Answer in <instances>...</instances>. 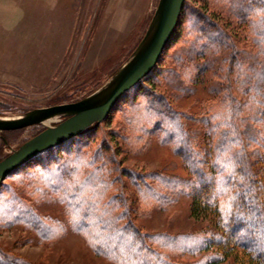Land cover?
I'll list each match as a JSON object with an SVG mask.
<instances>
[{
  "label": "trees",
  "instance_id": "16d2710c",
  "mask_svg": "<svg viewBox=\"0 0 264 264\" xmlns=\"http://www.w3.org/2000/svg\"><path fill=\"white\" fill-rule=\"evenodd\" d=\"M197 1L199 7L184 3L182 32L175 31L166 46L169 50L179 45L168 55L169 65H156L113 109L122 117L117 130L121 142L140 148L155 137L171 146L189 177L131 170L124 174L112 138L103 134L96 144L99 126L109 116L12 173L32 169V179L26 181L30 193L59 196L63 220L24 206L16 193L0 194L1 226L23 225L42 242L70 229L112 264L197 262H177L171 253L199 258V264H264V0ZM167 72L192 81L193 89L205 86L209 96L201 99L199 112L179 111L166 92L157 91ZM203 76L209 77L208 85ZM192 122L200 131L191 128ZM21 130L0 133L3 145L9 146L8 135ZM122 175L129 183L121 181ZM127 187L137 201L160 207L173 190H185L193 197L191 215L207 218L211 227L184 235L146 233L133 221ZM0 264L31 263L0 247Z\"/></svg>",
  "mask_w": 264,
  "mask_h": 264
},
{
  "label": "rangeland",
  "instance_id": "374dc122",
  "mask_svg": "<svg viewBox=\"0 0 264 264\" xmlns=\"http://www.w3.org/2000/svg\"><path fill=\"white\" fill-rule=\"evenodd\" d=\"M158 1L0 0V116L17 117L33 109L76 102L96 91L133 52ZM186 1L199 7L197 0ZM183 20L184 16L181 22L178 21L176 32H182ZM178 46L169 50L165 48L157 63L158 68L169 65L168 55ZM206 76L203 80L208 85L209 77ZM164 81L157 91L166 92L175 109L188 114L200 111V101L208 95L203 84L193 89L192 81L186 78L177 80L168 72ZM177 81L186 87L184 91L179 89ZM188 89L193 91L186 92ZM108 117L99 126L96 138L104 134L108 140L112 138L113 145L117 144L119 168L124 174L131 170L134 173L159 172L181 180L189 177L186 164L170 145L150 137L142 147L131 148L121 142L117 134L123 126L121 114L112 110ZM61 120L58 118L56 122ZM55 123L48 124L53 126ZM190 126L200 131L198 124L192 122ZM42 129H45L43 125L40 128L30 126L8 135L9 146H4L0 139V159ZM99 143L100 139L96 144ZM33 173L32 169H24L9 174L1 183L0 194L11 197L16 193L24 206L32 205L42 215L63 220L59 196L38 198L30 193L27 184L32 178L28 177ZM121 181L129 183L124 175ZM164 187H159L160 191H169ZM126 192L131 201L133 221L146 233L184 235L211 227L207 218L191 215L193 197L185 190H173L168 202L161 207L152 201L148 204L137 201L130 187ZM0 247L31 264H112L96 255L85 240L70 229L62 237L42 242L23 225L3 227L0 224ZM171 256L181 263H201L199 258L196 260L178 253H171ZM128 262L131 264L132 260Z\"/></svg>",
  "mask_w": 264,
  "mask_h": 264
},
{
  "label": "water",
  "instance_id": "95a60500",
  "mask_svg": "<svg viewBox=\"0 0 264 264\" xmlns=\"http://www.w3.org/2000/svg\"><path fill=\"white\" fill-rule=\"evenodd\" d=\"M186 0H159L141 40L114 74L96 91L72 103L0 116V133L43 125L45 129L0 160V183L41 152L53 148L104 121L124 94L159 62L178 24ZM58 118L61 121L56 122ZM51 122H56L50 126ZM49 123V124H48Z\"/></svg>",
  "mask_w": 264,
  "mask_h": 264
}]
</instances>
